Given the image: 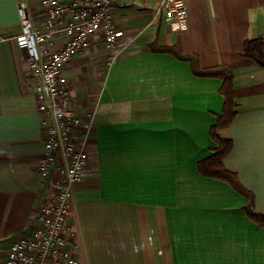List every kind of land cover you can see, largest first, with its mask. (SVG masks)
<instances>
[{"label": "crops", "instance_id": "0c3cea01", "mask_svg": "<svg viewBox=\"0 0 264 264\" xmlns=\"http://www.w3.org/2000/svg\"><path fill=\"white\" fill-rule=\"evenodd\" d=\"M162 0H118L122 31L100 35L64 69L72 106L93 114L89 162L71 197L70 226L80 264H264V228L245 215V198L199 174L223 109L222 79L194 72L229 65L236 115L218 131L233 146L224 166L264 214V69L240 54L263 37L264 0H184V22ZM24 3L42 29L41 0H0V264L33 227L46 189L36 170L43 126L36 80L15 36ZM65 41L61 25L51 46ZM165 49V50H164Z\"/></svg>", "mask_w": 264, "mask_h": 264}, {"label": "built area", "instance_id": "2783aa9c", "mask_svg": "<svg viewBox=\"0 0 264 264\" xmlns=\"http://www.w3.org/2000/svg\"><path fill=\"white\" fill-rule=\"evenodd\" d=\"M117 1L41 0L42 29L33 27L24 3L17 7L20 31L15 42L25 52L29 73L36 80V108L44 134L36 170L46 195L32 229L10 244L3 264H80L71 234V197L89 162L93 114L73 108L64 69L95 35L107 47L122 35L112 15ZM160 8L169 20L184 22L187 18L184 0H162ZM58 25L65 41L52 47Z\"/></svg>", "mask_w": 264, "mask_h": 264}, {"label": "trees", "instance_id": "16d2710c", "mask_svg": "<svg viewBox=\"0 0 264 264\" xmlns=\"http://www.w3.org/2000/svg\"><path fill=\"white\" fill-rule=\"evenodd\" d=\"M165 50V49H164ZM240 54L244 57L251 58L257 65L264 69V44L263 37L257 36L254 38L245 39ZM191 62V67L194 72L202 75L217 76L222 79L220 93L223 96V109L221 114L216 116L215 123L210 127L209 134L213 145L209 148V154L197 162V170L200 175L211 177L227 182L237 192L245 198L244 212L256 224L264 228V214L255 211L254 194L243 187L239 182L236 173L228 170L224 164V157L231 151L233 143L229 139H221L218 136V131L228 126L236 115V104L234 101L233 91V73L229 65H220L210 69H199L197 60L192 57L182 56Z\"/></svg>", "mask_w": 264, "mask_h": 264}]
</instances>
